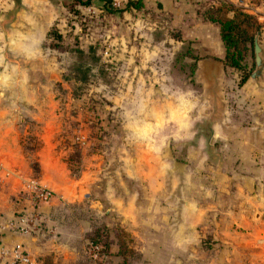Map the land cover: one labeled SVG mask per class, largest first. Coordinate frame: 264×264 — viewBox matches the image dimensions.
<instances>
[{"label": "rangeland", "instance_id": "1", "mask_svg": "<svg viewBox=\"0 0 264 264\" xmlns=\"http://www.w3.org/2000/svg\"><path fill=\"white\" fill-rule=\"evenodd\" d=\"M102 1L79 5L76 0H56V18L45 32L35 28L26 32L32 35L30 46H25L24 39L18 40L24 29L0 30V163L6 158L15 161L19 170L43 182L48 180L58 189L65 185L72 191L73 182L84 179L91 183L90 198L102 204L108 199L118 201L122 189L133 195L139 221L131 229L121 225L115 210L106 212L101 204L99 210H93L95 206L79 204L72 193L54 192L60 219L72 220L69 226L82 231H77L79 237L70 243L75 264H228L231 254L214 236L217 163L222 160L216 144L206 145L205 138L211 139L210 121L196 128V138L202 134L205 140L202 164L201 158L186 156L189 141L173 140L177 129L183 127L169 115L179 92H192L194 101L208 102L217 82L205 86L199 82L195 71L202 56L195 49L193 65L191 54L186 53L194 49V41L189 40L186 49L179 30L169 26L160 5L141 0V6L132 9L123 8L125 0L117 7ZM224 1L259 23L252 40L260 28L258 37L264 53V0ZM3 17L12 21L15 14ZM246 30L249 34L250 29ZM10 33L16 42L10 40ZM242 44L246 49L241 69L224 66L220 59L226 73L225 82L218 84L223 87L221 91L230 86L226 82L233 81L229 88L233 94L220 101L228 113L232 108L246 107L236 101V88L248 82L258 87V79L250 77L255 68L252 45L250 48L247 41ZM242 71L249 74L241 83ZM259 88L264 91V69ZM146 113L159 115L160 123L147 121L152 125L126 127L128 119L136 125ZM237 115L241 116V111ZM133 132L139 134V141L132 138ZM152 145L160 146V165L166 169L157 200L147 196L144 181L123 177L124 169L135 170L136 152ZM152 160L145 157L142 165L158 164ZM195 164L199 166L195 168ZM46 167H50L49 172ZM168 167L177 177L176 237L171 235L172 221L166 220L173 206L169 209L168 202L159 203L168 199ZM170 187L172 193L171 183ZM178 198L195 204L186 216L193 218L191 230L179 225ZM43 219L42 230L53 232L50 221L45 223L47 216ZM188 221L184 219V225ZM95 237L107 249L102 260L89 258L86 252Z\"/></svg>", "mask_w": 264, "mask_h": 264}, {"label": "crops", "instance_id": "2", "mask_svg": "<svg viewBox=\"0 0 264 264\" xmlns=\"http://www.w3.org/2000/svg\"><path fill=\"white\" fill-rule=\"evenodd\" d=\"M147 1L160 5L162 12L167 15L169 26L178 29L182 39L194 41V49L202 56L197 60L195 71L199 82L203 86L206 83L213 85L214 82H217L216 90L210 91L208 94V102L205 100L202 102L200 100L194 101L192 92V95H188L189 92H179L175 99L178 102L174 105V110L169 111V115L176 121L178 127H183L177 129V133L172 137L173 140L189 141L191 144L186 147V156L194 159L201 158L202 164L204 163L203 159L206 158L205 140L200 133L201 136L196 138L198 131L196 128L203 121H210L212 133L211 139L205 138L206 145L209 148V144H216L217 156L222 160V163H217L218 177L216 180L217 213L214 236L218 240V245L222 249H227V254H231L227 258L228 264H264V91L260 90L259 87L252 86L249 82L240 86L239 90L236 88V101L244 103L246 107L242 110L232 108V111L228 113L220 101L224 100L228 94H233V91L229 89L233 81L230 79L226 82L230 86L228 89L225 87V92L221 91L223 87L218 84L222 80L225 82L226 73L220 61L224 54V48L218 26L214 22L202 19L196 13L198 4L207 0ZM17 2L19 3L18 9L16 8ZM55 2L56 0H0V30L24 29L25 31L22 32L24 35L18 37V40L24 39L25 46L27 44L32 45V35H28L26 32L31 28L45 32L56 18L58 6ZM10 13L15 14L14 20L11 21V17L8 20L4 19L3 16ZM9 37L12 42L13 40L16 42L17 38L13 39L12 33L9 34ZM227 78H232V75H228ZM220 93L222 94L221 98L219 97ZM203 94L202 89V94L199 95L203 96ZM189 102L194 103L195 107L193 108ZM240 111L241 116L237 115ZM183 115L186 119L184 122L181 120ZM158 118L155 114L149 116L146 113V116L141 118L136 125H134L133 120L128 119L126 127L159 124ZM147 121H152V124L147 123ZM195 122L200 123L195 126ZM137 128L141 129L140 127ZM127 134H130L129 130H127ZM138 135L134 132L131 134L136 141H139ZM194 141L198 144H193ZM140 151L138 150L134 156L136 158L135 170H129V167L124 169L125 175L123 177L127 181L130 179L144 181L148 186L147 196H152L153 199L157 200L161 192L162 177H165L162 175L166 174V169L161 168L160 165L159 159L162 155L160 146H147L146 149L143 148ZM145 157L153 159L154 162L156 160L158 164L144 167L142 159ZM225 162H228V166L225 165ZM198 166L194 165L195 168ZM46 168L45 171L49 172L50 167ZM170 169V167L167 168L170 177L168 199L165 201L160 199L159 203L168 202L169 209L171 205L173 206L166 215V220L169 223L172 221L170 225L171 235L176 237L177 197L175 184L177 177L176 173L173 171L171 173ZM29 177L31 176L27 175L25 170L17 168L15 161L6 158L3 163H0V248L11 249L14 244L19 243L24 253L35 264H75V261L72 260L70 243L71 240L79 237L78 232H82L81 229L75 230L74 225L69 226V222L72 220L60 219L58 202L54 200V197L47 202L33 205L29 198L22 194L20 186L21 179ZM41 181L43 182V180ZM46 181L47 183L44 182L50 186L53 192L57 190L64 195L72 193L74 200L78 201L79 204L86 205L88 203L89 206H95L92 208L93 210H99L100 204L104 206L106 212L115 210L123 227L129 228L131 226L132 229V226H136L139 221L134 207L137 201L133 199V195L129 196L126 190L122 189L120 192L122 197L114 202L108 199L106 193L108 195L109 190H106L104 196L110 204L107 201L102 204L101 200L96 201L90 198L89 186L91 183L84 182V179L73 182L75 187H72V191L67 190L65 185H61L58 189L52 182ZM170 183L174 186L172 193ZM178 201L180 203L179 225L191 230L193 218L191 216L186 218V216L193 212L195 204L187 198H178ZM208 209L207 207L206 210ZM25 212L28 216L33 214L40 218L47 216L48 221L45 223L48 224L47 222L50 221L51 226H54L53 232L42 230L44 226L42 221L35 230L20 231L15 218H17L18 213ZM184 219L189 220L185 225ZM35 222H38V219ZM0 264H8V259L0 256Z\"/></svg>", "mask_w": 264, "mask_h": 264}, {"label": "trees", "instance_id": "3", "mask_svg": "<svg viewBox=\"0 0 264 264\" xmlns=\"http://www.w3.org/2000/svg\"><path fill=\"white\" fill-rule=\"evenodd\" d=\"M90 1L91 0H76L79 5H88ZM103 2L107 5L110 4V0H103ZM141 3V0H125L123 8L138 9ZM196 13L202 19L214 22L218 26L219 36L224 48V54L221 59L223 65L234 69H241L240 61L246 49V45H243L242 42L247 41L251 48L252 36L256 28L259 27V23L256 22L250 14L235 8L232 4L224 0H209L202 2L198 4ZM246 28L250 29L249 34ZM190 42L189 40H184V44H187L186 49ZM194 51L195 49H192L191 53L190 51L186 53L191 54L190 57L192 58L193 65H195L196 61V54ZM248 74V72L242 71L240 78L241 83L248 78ZM19 214L20 213H18V215ZM89 242V245L93 244L99 247L95 259L102 260L106 257L107 249L102 242L99 243L97 237L91 239Z\"/></svg>", "mask_w": 264, "mask_h": 264}, {"label": "built area", "instance_id": "4", "mask_svg": "<svg viewBox=\"0 0 264 264\" xmlns=\"http://www.w3.org/2000/svg\"><path fill=\"white\" fill-rule=\"evenodd\" d=\"M123 0H110L111 7H117ZM21 192L26 197L29 198L33 205L44 203L55 197V193L51 188L44 182L33 178L21 179ZM36 218V219H35ZM19 230L22 232H29L35 230L37 226L40 225V221L43 222V218L36 217L35 214L28 216L27 212L21 213L15 218ZM38 219V222L35 220ZM99 250L97 245L90 244L87 247V255L89 258L95 259L96 253ZM0 256L2 258L8 259V264H35V262L28 258L21 248V244L16 243L11 249L0 248Z\"/></svg>", "mask_w": 264, "mask_h": 264}, {"label": "water", "instance_id": "5", "mask_svg": "<svg viewBox=\"0 0 264 264\" xmlns=\"http://www.w3.org/2000/svg\"><path fill=\"white\" fill-rule=\"evenodd\" d=\"M262 33V30L258 31V35ZM257 35V31H256ZM252 50H253V63H254V70L250 73V77L254 80L259 79L262 77L263 69H264V53L263 48L261 47L259 43V37L257 40V37L255 36L252 40ZM257 53H258V64H257Z\"/></svg>", "mask_w": 264, "mask_h": 264}, {"label": "clouds", "instance_id": "6", "mask_svg": "<svg viewBox=\"0 0 264 264\" xmlns=\"http://www.w3.org/2000/svg\"><path fill=\"white\" fill-rule=\"evenodd\" d=\"M188 95H192V93H189ZM190 104H191V106L194 108L195 107V104L194 103H191V102H189ZM137 131H139L140 133H142V129H137Z\"/></svg>", "mask_w": 264, "mask_h": 264}]
</instances>
